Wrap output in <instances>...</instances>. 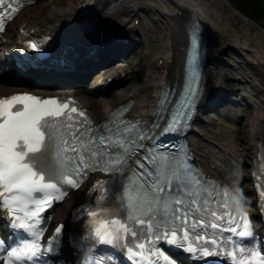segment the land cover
Masks as SVG:
<instances>
[{
  "label": "snow or ice",
  "instance_id": "snow-or-ice-1",
  "mask_svg": "<svg viewBox=\"0 0 264 264\" xmlns=\"http://www.w3.org/2000/svg\"><path fill=\"white\" fill-rule=\"evenodd\" d=\"M191 33L184 101L162 127L155 126L165 134H179L189 126L201 95L200 37L195 26ZM30 46L38 49L35 42ZM66 109L69 105L55 97L0 98V219L11 230L7 241L0 235L5 264H56L51 254L59 253L62 240L51 237L42 242L40 213L55 199H63L69 186L79 188L89 171L98 170L107 175L96 181L77 213L92 218V227L71 241L75 264H113L115 254L108 252L117 247L133 259L142 257L149 237H138L145 232L152 241L164 240L197 259L214 256L220 264H264V252L257 244L248 248L236 238H254L247 213L238 231L230 213L223 210L227 186L221 188L218 181L205 177L192 164L186 145L152 143L159 133L140 121L122 122L123 129L111 122L96 126L83 110ZM73 113L85 119L75 123ZM121 131L131 134L121 135ZM140 149L146 150L141 153ZM112 197L117 201L114 207L102 203ZM161 206L171 209L168 216L160 215ZM101 245L111 248L101 249ZM163 259L166 264H178L171 255Z\"/></svg>",
  "mask_w": 264,
  "mask_h": 264
},
{
  "label": "bare ground",
  "instance_id": "bare-ground-1",
  "mask_svg": "<svg viewBox=\"0 0 264 264\" xmlns=\"http://www.w3.org/2000/svg\"><path fill=\"white\" fill-rule=\"evenodd\" d=\"M63 1H65V3ZM97 1L98 3L95 7H98V10L96 11L95 8L91 15V19L100 16L99 19H103L106 25L112 28V25H116V23L122 25L127 22V19L133 16V8L143 4L145 9L153 11L159 17L162 33H155L158 41L156 47L150 46L149 44L146 58L148 57L147 59L151 60L148 63L146 62V64H141V67L145 66L141 71L146 72L142 79L143 81L131 88L128 93H123L120 97L107 100L103 112L100 114L95 113L94 119L96 121L102 119L113 107L117 106L125 99H132L133 114L137 116H147L150 109L153 108L152 104L156 101V96L160 91V85L166 80L174 81L176 75L180 79L183 53L179 50V47L186 44V33L180 23L190 11L195 13L204 25L211 46L208 55L209 63L206 67L204 98L211 96L213 91L218 92L217 90L220 88V84L217 81L219 71L216 69L215 64L217 57L228 49L232 53L234 52L233 50H235L237 60L243 65V77L251 87L257 89V95L255 97L257 113H259V115L256 114L254 118L255 127L250 132V141L243 144L244 146L241 145L243 149L234 150L235 148L228 144L230 132L224 129V127L216 128V130H222V136L219 138V141H216L217 146H212L208 142L209 139L205 137L208 135L204 130L202 131L203 137L196 133L192 134V147L198 155H202V161L206 164L208 171L211 173L219 174L222 172V169L219 167L221 163L225 161L224 154L222 153H226L232 157L237 156V152L242 153V155L247 154L252 164L251 159L258 150V142L260 141L262 133L260 114L263 112L264 105L260 100V94L262 88H264V26L257 25L256 23L254 25L251 24L247 17H243L244 21L241 22L238 18V15H241V13L234 7H232L233 9L231 11L226 13L224 8L226 2H220V0ZM52 2L54 3V1ZM80 2L81 0H62L61 4L63 3L64 6L62 9L47 7L43 9L42 13L41 7L33 9L22 15L20 24L39 29L42 32H47L54 36L56 40H65L68 43H74L82 37L78 32L88 30L89 26L92 27V31L97 28L93 20L86 23L88 26H83L80 21L77 22V8L81 5ZM121 12L129 14L130 16L126 15L127 19H123ZM117 13L119 15H116ZM126 16L124 18H126ZM136 19H138L137 16L133 20L135 21ZM134 21H132L131 24L134 23ZM75 22L78 24L76 25ZM261 28L263 30H261ZM110 47L115 48L116 46L109 45V48ZM160 61L162 62L160 63ZM117 66L118 65L110 67L107 70H112ZM121 66H126L125 62H123ZM15 77L16 76L12 74L9 78L11 81H14ZM29 77L31 78L32 76ZM64 82L65 80L63 78L56 76H49L42 80L43 85H50L48 92L60 90L53 86ZM22 85L29 86V83H23ZM44 87L45 86H41L40 88ZM65 89L71 90L73 88L65 86ZM14 90L15 89L11 85H0V94H6ZM69 93H73V91L71 90ZM82 100L87 108L88 104L90 107L96 106V104L89 102V99L85 101L82 98ZM226 165H228V162H226ZM250 190V186H247L246 191L249 193ZM247 200L251 201L249 197ZM65 209L66 206H61L58 209L57 220L65 219Z\"/></svg>",
  "mask_w": 264,
  "mask_h": 264
},
{
  "label": "rangeland",
  "instance_id": "rangeland-1",
  "mask_svg": "<svg viewBox=\"0 0 264 264\" xmlns=\"http://www.w3.org/2000/svg\"><path fill=\"white\" fill-rule=\"evenodd\" d=\"M51 1H54V3L52 4L51 3ZM61 0H40V3L37 5L38 7H42L43 9H45V8H47V7H55V8H58V9H62L64 6H63V3L61 4ZM64 3H65V1H63ZM226 2V3H225ZM224 3H225V12L227 13L228 11H231L233 8V6L228 2V0H224ZM231 5V6H230ZM37 8V7H36ZM43 9H42V11H41V13L43 12ZM40 13V14H41ZM107 14V13H106ZM121 16L123 17V19H127V16L126 15H129V14H126V13H123V12H121ZM116 15H119L118 13L116 14ZM126 16V18H124ZM130 16V15H129ZM239 17V19L241 20V22H243L244 21V19H243V17H245L242 13H241V15H238ZM242 18V19H241ZM127 21H128V19H127ZM245 23V22H244ZM256 23V22H255ZM252 24V23H251ZM254 25V24H253ZM258 25V24H257ZM261 32V31H260ZM264 34V33H263ZM148 42L149 41H146L145 43H144V46H143V48L137 53V55L135 56V58L136 59H143V57H144V55H145V53H146V51H147V49H148ZM227 51H230L229 49L227 50ZM231 52V51H230ZM148 58V57H147ZM146 58V59H147ZM151 58H152V56H151ZM145 59V61H147V63L151 60V59H147L146 60ZM227 59H228V57H227ZM229 61L231 62V63H233L234 64V61H232V60H230L229 59ZM144 62V61H143ZM146 64V63H145ZM128 66H127V69H129V72L131 73V67H132V64H127ZM114 66H116V65H114ZM113 66V67H114ZM143 68H145V66L144 67H142V69ZM137 69L138 68H135V70L133 71L134 73H137L139 76H143V73L142 72H138L137 71ZM232 72H233V69L231 68V66H225V67H221V73L222 74H228V77H229V79L233 76V74H232ZM140 81H141V78L140 79H138L136 82H135V85H138L139 83H140ZM132 81H128V83L127 84H130ZM123 85L122 87H120V88H118L117 89V91H116V93H114L113 95H109L108 97H107V99L106 100H108V99H112V98H114V97H117V96H119V94H121V92H124V93H127L129 90H130V85ZM219 87H220V85H219ZM102 101V100H101ZM101 101H94L93 100V103L94 104H96V106H97V108H92V111L94 112V113H97V114H100V113H102L103 112V109L105 108V102H101ZM226 111H229L230 112V110H227L226 108H223V107H220L217 111H215V112H209L208 113V116L211 118V117H214V116H220L221 114H223V113H225ZM251 113H253L252 111H251ZM212 119V118H211ZM235 122V121H234ZM238 124H241V122H239V123H233V124H230V125H227V126H229L232 130L233 129H236V130H239L240 129V125H238ZM245 128H246V133L245 132H243V131H241V133L240 134H238V133H235L234 134V137H232L230 140H232V142L234 143L235 141L238 143V145L239 146H244L243 144H245L246 142H247V139L245 138L246 136V134H248V129H247V126H245ZM215 136H217L216 134H215ZM247 146V145H246Z\"/></svg>",
  "mask_w": 264,
  "mask_h": 264
},
{
  "label": "trees",
  "instance_id": "trees-1",
  "mask_svg": "<svg viewBox=\"0 0 264 264\" xmlns=\"http://www.w3.org/2000/svg\"><path fill=\"white\" fill-rule=\"evenodd\" d=\"M238 8L247 15L264 20V0H233Z\"/></svg>",
  "mask_w": 264,
  "mask_h": 264
}]
</instances>
